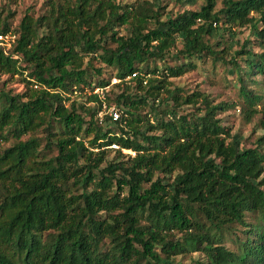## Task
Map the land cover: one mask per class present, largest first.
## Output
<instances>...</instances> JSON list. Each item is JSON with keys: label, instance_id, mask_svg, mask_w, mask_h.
Instances as JSON below:
<instances>
[{"label": "trees", "instance_id": "trees-1", "mask_svg": "<svg viewBox=\"0 0 264 264\" xmlns=\"http://www.w3.org/2000/svg\"><path fill=\"white\" fill-rule=\"evenodd\" d=\"M46 3L15 29L0 11V32L16 34L8 52L0 45V74L24 83L0 87V264H174L191 250L200 264H264V223L234 248L221 236L248 225L247 211L264 218V133L239 146L219 115L236 100L170 79L194 58L228 60L227 40L218 49L212 36L248 25L230 62L246 120L260 113L264 127V0H203L167 16L153 0ZM169 53L174 63L150 66ZM112 100L118 116L100 119ZM39 128L44 144L23 138Z\"/></svg>", "mask_w": 264, "mask_h": 264}, {"label": "rangeland", "instance_id": "rangeland-1", "mask_svg": "<svg viewBox=\"0 0 264 264\" xmlns=\"http://www.w3.org/2000/svg\"><path fill=\"white\" fill-rule=\"evenodd\" d=\"M132 1V0H127ZM154 2L164 5L163 16L175 13L177 11H182L185 8H197L203 0L189 1L186 3H181L179 0H153ZM46 0H0V11L2 18L7 17L6 20L9 22L11 29H15L22 15L28 11L34 17L45 13L47 10ZM12 13V15H10ZM10 15V16H9ZM43 30V26L40 28ZM246 37H252L250 33V28L248 25L236 27L234 33L223 29L220 27L212 36V41L221 39L220 44H216V48L223 47L225 39L228 43V48L225 52H220L226 59L224 60L222 56L218 58L212 57L208 54L202 58H194L196 66L184 72L181 75L171 77L173 85H181L187 90H192L194 88H200L205 92L210 93V95L216 100H226V101H237L235 106L230 107L219 113L222 122L231 127V131L234 133L235 138L239 142V146H253L257 143V137L264 133V127L258 124V119L260 113L253 115L250 121L245 118V112L243 110L244 102L243 98L239 93L240 84L236 78L235 72L232 70V64L230 62L231 58H234L235 49L238 48L241 43H243ZM12 46V45H11ZM247 46H250L247 44ZM254 49L258 47L254 46ZM10 50V48L8 49ZM176 53H169L165 58L162 59H151L150 66L159 65L163 61L166 63H174L177 59ZM241 59L240 63H243V55L236 56ZM23 64L25 62L23 61ZM110 85V84H109ZM113 86L110 85L109 88ZM0 87L4 89H10L12 92L24 89V83L21 80V76L14 75L9 76L8 74H0ZM111 90V95L115 91H118V87H114ZM264 100V97H263ZM110 105L114 106L116 109L119 107L114 101H110ZM260 107V104L257 105ZM186 109L190 106L184 105ZM100 112V113H99ZM98 112V116L101 119L105 112L109 114V110H102ZM104 121V120H103ZM105 122V121H104ZM37 135L40 137L42 144L46 141V133L43 128H39L33 133H27L23 136L26 138L29 135ZM264 148V143L261 145ZM111 148H115L111 146ZM123 152L129 153L128 150H122ZM47 157L53 153H56V149L52 148L44 151ZM117 151L115 149H110L108 151V159H113ZM102 162L101 165H104ZM264 175V171H263ZM264 187V186H263ZM245 220L248 225L234 223L228 228H224L221 232L222 241L229 247H236L241 240H243L247 234V229L253 228L256 224H263L264 218H262L257 212L247 211L245 215ZM250 236L252 234H249ZM176 237L181 236L180 231L175 232ZM206 257L199 250L185 251L176 254L172 261L174 264H200L198 261H205Z\"/></svg>", "mask_w": 264, "mask_h": 264}, {"label": "built area", "instance_id": "built-area-1", "mask_svg": "<svg viewBox=\"0 0 264 264\" xmlns=\"http://www.w3.org/2000/svg\"><path fill=\"white\" fill-rule=\"evenodd\" d=\"M15 39H16V34L14 32H12V31L0 32V45L4 46V50L6 52L9 51L8 49L15 42ZM135 74H136V71L131 73V75H135ZM119 80H120L119 77L112 76L110 84L116 83ZM106 87H109V84L106 85ZM94 91L97 92L100 97H103V88L102 87H95ZM106 108H107V110H109V115H112L113 118H116L118 116V113H119L118 108L116 109L114 106L106 105L105 103H103V110L106 111ZM100 111H102V110H100ZM110 145L114 146V147H117L116 143H111ZM123 150H128L132 154L134 153V151L131 150V149L123 148Z\"/></svg>", "mask_w": 264, "mask_h": 264}]
</instances>
